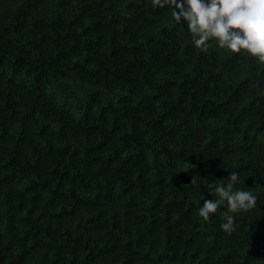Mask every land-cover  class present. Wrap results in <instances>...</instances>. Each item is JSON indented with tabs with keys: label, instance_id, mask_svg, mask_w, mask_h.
<instances>
[{
	"label": "trees",
	"instance_id": "1",
	"mask_svg": "<svg viewBox=\"0 0 264 264\" xmlns=\"http://www.w3.org/2000/svg\"><path fill=\"white\" fill-rule=\"evenodd\" d=\"M0 264H264V62L151 0H0Z\"/></svg>",
	"mask_w": 264,
	"mask_h": 264
},
{
	"label": "clouds",
	"instance_id": "2",
	"mask_svg": "<svg viewBox=\"0 0 264 264\" xmlns=\"http://www.w3.org/2000/svg\"><path fill=\"white\" fill-rule=\"evenodd\" d=\"M153 7H170L174 21L186 28L194 47L206 50L213 43L231 53L245 52L264 62V0H151ZM186 26V27H185ZM241 183L238 171L208 183L215 199H205L198 214L204 221L220 211V227L235 230V213L257 206L258 197Z\"/></svg>",
	"mask_w": 264,
	"mask_h": 264
}]
</instances>
